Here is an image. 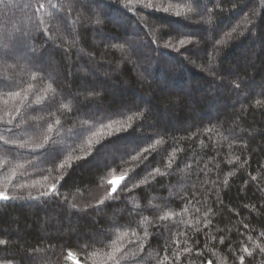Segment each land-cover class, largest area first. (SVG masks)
I'll return each instance as SVG.
<instances>
[{
    "label": "trees",
    "instance_id": "16d2710c",
    "mask_svg": "<svg viewBox=\"0 0 264 264\" xmlns=\"http://www.w3.org/2000/svg\"><path fill=\"white\" fill-rule=\"evenodd\" d=\"M0 85V264H264V0H0Z\"/></svg>",
    "mask_w": 264,
    "mask_h": 264
},
{
    "label": "snow or ice",
    "instance_id": "6c2138e0",
    "mask_svg": "<svg viewBox=\"0 0 264 264\" xmlns=\"http://www.w3.org/2000/svg\"><path fill=\"white\" fill-rule=\"evenodd\" d=\"M197 6H198V5H197ZM43 7H44V5H43V4H40V9H42ZM164 11L167 12L168 9L165 8ZM183 43H185V41H181V44H183ZM0 87H2V85H0ZM6 143H7V141H6ZM55 188H56V185L53 184V185L51 186L50 191H51V190H54ZM113 192H115V188L113 189ZM7 198H8V197L5 195V193L0 192V199H7ZM109 198H111V196H110ZM0 243H3V241H0ZM242 259H243V258H242Z\"/></svg>",
    "mask_w": 264,
    "mask_h": 264
},
{
    "label": "rangeland",
    "instance_id": "374dc122",
    "mask_svg": "<svg viewBox=\"0 0 264 264\" xmlns=\"http://www.w3.org/2000/svg\"><path fill=\"white\" fill-rule=\"evenodd\" d=\"M71 264H83V263H80L79 261H76L75 259H73V261L71 262Z\"/></svg>",
    "mask_w": 264,
    "mask_h": 264
}]
</instances>
